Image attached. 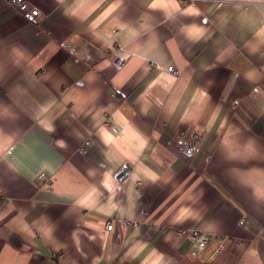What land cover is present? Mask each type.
<instances>
[{"label": "crops", "instance_id": "crops-1", "mask_svg": "<svg viewBox=\"0 0 264 264\" xmlns=\"http://www.w3.org/2000/svg\"><path fill=\"white\" fill-rule=\"evenodd\" d=\"M28 1L0 0V264H264V0Z\"/></svg>", "mask_w": 264, "mask_h": 264}, {"label": "built area", "instance_id": "built-area-1", "mask_svg": "<svg viewBox=\"0 0 264 264\" xmlns=\"http://www.w3.org/2000/svg\"><path fill=\"white\" fill-rule=\"evenodd\" d=\"M11 4L14 5L16 9H25L26 13L31 17L34 18L39 14V10L36 6L32 5L28 0H9ZM187 2H192L195 0H183ZM126 57L122 54L115 53L114 56V66L116 69H120L123 67L125 63ZM167 70L170 72H176L173 66H168ZM88 143V141H86ZM84 147H80V150L83 151ZM37 180H39L42 183L48 184L50 182V176L46 174L44 171H40L37 174ZM4 198V193L2 190V187L0 186V200ZM123 226L124 227H135L136 226V221L135 220H124L123 221ZM113 224L111 221H106L105 223V229L110 230L112 228ZM178 233H187L193 240L194 246L198 250H202L205 245L209 242L211 237L207 235L205 232L198 230V229H178ZM225 239L226 237L224 235H218V245H217V250H221L225 246Z\"/></svg>", "mask_w": 264, "mask_h": 264}, {"label": "water", "instance_id": "water-1", "mask_svg": "<svg viewBox=\"0 0 264 264\" xmlns=\"http://www.w3.org/2000/svg\"><path fill=\"white\" fill-rule=\"evenodd\" d=\"M125 170H126V167H125L122 171H120V172L117 174V176H121V175L125 172Z\"/></svg>", "mask_w": 264, "mask_h": 264}, {"label": "bare ground", "instance_id": "bare-ground-1", "mask_svg": "<svg viewBox=\"0 0 264 264\" xmlns=\"http://www.w3.org/2000/svg\"><path fill=\"white\" fill-rule=\"evenodd\" d=\"M196 2V1H195Z\"/></svg>", "mask_w": 264, "mask_h": 264}]
</instances>
